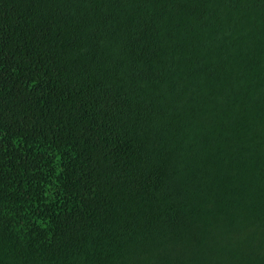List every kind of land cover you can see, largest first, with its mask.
Wrapping results in <instances>:
<instances>
[{
    "label": "trees",
    "instance_id": "trees-1",
    "mask_svg": "<svg viewBox=\"0 0 264 264\" xmlns=\"http://www.w3.org/2000/svg\"><path fill=\"white\" fill-rule=\"evenodd\" d=\"M0 264H264V0H0Z\"/></svg>",
    "mask_w": 264,
    "mask_h": 264
}]
</instances>
